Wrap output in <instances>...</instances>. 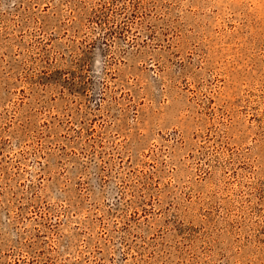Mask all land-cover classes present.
Masks as SVG:
<instances>
[{
    "label": "rangeland",
    "instance_id": "374dc122",
    "mask_svg": "<svg viewBox=\"0 0 264 264\" xmlns=\"http://www.w3.org/2000/svg\"><path fill=\"white\" fill-rule=\"evenodd\" d=\"M0 264H264V0H0Z\"/></svg>",
    "mask_w": 264,
    "mask_h": 264
}]
</instances>
